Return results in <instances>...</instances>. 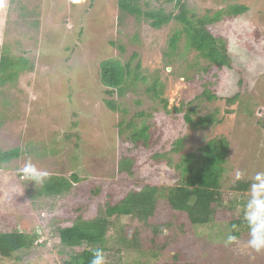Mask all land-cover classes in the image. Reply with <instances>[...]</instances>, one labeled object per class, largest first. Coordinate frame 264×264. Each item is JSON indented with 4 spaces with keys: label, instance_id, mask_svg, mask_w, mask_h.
I'll list each match as a JSON object with an SVG mask.
<instances>
[{
    "label": "rangeland",
    "instance_id": "374dc122",
    "mask_svg": "<svg viewBox=\"0 0 264 264\" xmlns=\"http://www.w3.org/2000/svg\"><path fill=\"white\" fill-rule=\"evenodd\" d=\"M145 2L150 7L161 3L172 8L177 0ZM181 2L197 16L211 15L228 5L247 7L246 13L224 18L211 27L227 40L232 67L223 71L211 68L203 73L201 68L205 64L187 54L183 46L173 56V63L165 65L164 52L176 24L171 22L153 30L143 21L129 17L119 25L115 0H0V50L8 46L15 57L24 52L35 66L14 83L0 85V147L22 151L18 161L0 170V232L23 226L26 230L36 229L38 234L45 233L36 241L38 247L17 254L20 260L0 258V264H63L55 251L58 240L48 232L56 225H70L78 205L73 206L74 197L32 199L29 193L36 195L41 184L24 180L19 172L29 159L38 169L47 170L49 176L69 179L76 173L79 181L75 187L80 192L85 188L88 194V186H100L101 193L96 198L105 194L113 182L124 193L144 177L159 187L175 185L179 174L173 167L181 155L194 152L214 137L228 142L224 197L228 186L237 180V171L242 173L239 180L253 182L256 173L264 172V0ZM22 6L35 10V15L28 19L37 18V28L23 25L24 20L18 17ZM173 11L176 13V9ZM120 45L127 56L133 52L139 55L148 79L146 84L155 76L164 84L162 98L167 102V110L191 103L194 119L218 111V123L198 132L185 123L184 113H164L158 100L144 92V85L128 93L119 101L128 110L127 121L134 116L136 126L149 124L152 134L150 149L138 147L133 152L139 168L132 179L125 174L116 177L121 148L129 144L119 140V116L103 102L105 89L99 83L97 68L102 60L118 56ZM192 60L197 63L188 68ZM208 80L214 82L215 86L209 87L219 98L211 103L197 100ZM71 93L72 98L68 97ZM236 93L240 97L232 106L234 111L226 115L228 107L223 99ZM139 112L146 114L141 120L136 116ZM73 122H77L76 127ZM75 132L79 134L78 141L65 139V134ZM177 140H182V151L178 153L174 151ZM154 154L166 156L157 162L151 159ZM73 155L76 162L71 159ZM249 198L250 193L236 207L237 216L244 214L243 206ZM176 217L167 206L159 204L146 225L126 218L121 222L137 228L143 251L154 247L151 240L155 232L150 227H159L155 246L165 249L157 254L155 264L165 263L178 253L202 254L198 261L205 264H264V251L257 253L247 246L249 235L226 247L220 235L229 230L227 224L220 223L213 226L209 240L205 239L204 228H199L196 240L192 233H183L173 225L183 221L182 215ZM53 220L56 221L51 224Z\"/></svg>",
    "mask_w": 264,
    "mask_h": 264
},
{
    "label": "trees",
    "instance_id": "16d2710c",
    "mask_svg": "<svg viewBox=\"0 0 264 264\" xmlns=\"http://www.w3.org/2000/svg\"><path fill=\"white\" fill-rule=\"evenodd\" d=\"M115 8L119 25H123L129 17L135 21H143L153 30H160L163 26L174 22L176 29L169 38L167 50L164 52L165 65L170 66L173 63V56L183 46V50L187 54L197 62L205 64V67L201 68L203 73L211 68L223 71L224 68L232 67L227 40L223 36L215 34L211 27L224 18L239 16L247 12V7L244 4H235L228 5L225 9H219L211 15L197 16L181 0H177L172 8H166L161 3L157 7H150L145 0H115ZM169 9H176V13ZM21 11L23 12L18 17L24 20L23 25L27 28H37V18L34 21L28 19L35 15V10L22 6ZM180 42L183 44L179 46ZM16 46L19 45L16 44ZM9 49L8 46H2L0 50V85L7 82L14 83L21 74L32 72L35 67L32 61L30 62L25 57L24 52L21 53L22 56L15 57ZM117 49L120 52L118 56L102 60L98 63L97 68L99 83L105 89L106 99L103 102L108 110L119 116L117 128L120 142L129 144L125 149L121 148V158L117 162L115 170L116 177L125 174L128 179H132L136 169L139 168L138 159L133 152H137L138 147L145 150L150 149L152 134L149 124L136 126L134 116L130 121H127L128 110L120 102L128 93L134 91L137 86L144 85V92L149 95V98L158 100L157 102L164 113H184L185 123L198 132L206 131L218 123L215 119L218 111L215 110L194 119L192 115L195 110L189 108L191 103H182L178 108L167 110V102L162 98L164 84L160 79L155 76L151 79V83L146 84L148 79L142 71L139 55L133 52L127 56L126 49L122 45ZM187 54L185 55L187 56ZM195 60L191 61L188 68H192L197 63ZM186 80L188 79L186 78ZM210 85L215 86L212 80H208V83L203 85V91L197 100L207 103L219 100L215 92L210 89ZM71 95L72 93L68 97ZM239 97L240 94L236 93L223 99L228 107L224 111L226 115H230L234 111L232 106ZM136 103L140 104L139 101ZM145 115L144 112L136 114L139 120ZM76 124L77 122H73L72 125L76 127ZM73 138L78 141L79 134L76 132L65 134L66 140ZM77 141L76 148L78 147ZM174 151L177 153L182 151V140L175 142ZM44 152L46 151L44 150ZM21 156L22 151L19 148L4 150L0 147V170L8 169L12 162L18 161ZM165 156V154H154L151 159L159 162ZM71 159L76 162L77 158L73 155ZM227 159L228 142L222 137H214L194 152L181 155L179 162L173 167L179 174L178 181L171 187L156 186L149 182V178L144 177L134 183L135 187L131 185L134 188L127 193L116 188L113 182L105 194L96 198L101 193L100 186H88V194H86L85 188L83 192H80L75 187L79 177L74 173L70 175L69 179L63 176H49L41 184L36 195L29 194L32 199L65 197L72 199L74 197L72 199L73 206L78 205L70 225H56L48 232L51 238L58 240L55 251L63 264H90L91 249L95 248L103 249L106 264H155L157 263V254H161L165 249L155 246L158 237L156 232L159 227H150L155 232L151 240L154 247L149 251H143L140 248L141 236L137 228L134 229L128 224H123L121 220L126 218L146 225L154 216L159 204L160 207L167 206L175 219L178 214L182 215L183 221L178 225H173L183 233H192L196 236V240L199 228H204L205 239L209 240L213 226L220 223L227 224L229 231L235 225L234 234L238 236V241L248 235L247 225L242 219L243 215L237 216L236 207L243 203L246 194L250 193L249 189L253 181L236 180L228 186L227 197H224ZM20 176L22 178L21 173ZM105 186L108 188V185ZM82 197H85V200ZM55 221L53 220L51 224H54ZM43 234L45 233L38 234L36 229L26 230L23 226L9 232H0V258L20 260L21 257L17 258V254L38 247L36 241ZM227 234L228 232L222 231L220 236L224 240ZM218 239L220 242V237ZM158 248L160 249L158 250ZM111 253L116 256L113 257ZM202 256L199 253L192 255L178 253L170 256L165 263L161 264H205V261L203 263L198 261Z\"/></svg>",
    "mask_w": 264,
    "mask_h": 264
},
{
    "label": "clouds",
    "instance_id": "9594fccd",
    "mask_svg": "<svg viewBox=\"0 0 264 264\" xmlns=\"http://www.w3.org/2000/svg\"><path fill=\"white\" fill-rule=\"evenodd\" d=\"M171 69H169L170 71ZM22 178L38 184L49 178L47 170L38 169L31 160H27L24 166L19 169ZM242 176L240 171L236 172V179ZM254 182L250 185V198L243 206V222L248 228L249 239L246 241L247 246L253 251L260 253L264 251V172L256 173L253 178ZM236 226L228 232L223 243L227 247L238 241V236L234 234ZM92 257L90 264H106V258L103 249H91Z\"/></svg>",
    "mask_w": 264,
    "mask_h": 264
}]
</instances>
